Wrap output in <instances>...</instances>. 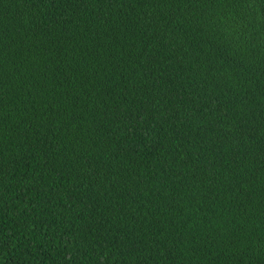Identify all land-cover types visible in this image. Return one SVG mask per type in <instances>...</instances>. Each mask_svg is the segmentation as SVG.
Listing matches in <instances>:
<instances>
[{"label":"trees","instance_id":"16d2710c","mask_svg":"<svg viewBox=\"0 0 264 264\" xmlns=\"http://www.w3.org/2000/svg\"><path fill=\"white\" fill-rule=\"evenodd\" d=\"M0 264H264V0H0Z\"/></svg>","mask_w":264,"mask_h":264}]
</instances>
